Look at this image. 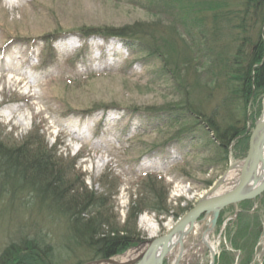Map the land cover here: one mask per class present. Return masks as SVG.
Returning a JSON list of instances; mask_svg holds the SVG:
<instances>
[{
	"label": "rangeland",
	"instance_id": "374dc122",
	"mask_svg": "<svg viewBox=\"0 0 264 264\" xmlns=\"http://www.w3.org/2000/svg\"><path fill=\"white\" fill-rule=\"evenodd\" d=\"M198 1L0 0V145L17 150L38 142L40 155L58 166L65 182L59 190L72 187L78 203L88 196L84 218L99 216L117 230L134 227L136 244L113 262L164 236L246 152L240 142L231 143L221 158L198 119L181 115L173 124L170 113L149 111L181 105L193 111L199 105L209 115L226 96L221 89L206 99L209 94L201 89L212 79L214 36L212 21L203 24L211 31L202 30L203 38L200 28L185 21ZM134 24L147 27L155 55L125 49L115 40L80 37L83 30ZM168 68L177 72L176 80L186 76L187 85L171 81ZM261 94L247 104L244 123L228 103L216 118L228 112L235 126L253 127V118L264 110ZM184 130L189 133L166 142ZM3 175L0 253L10 245L29 244L39 253L48 250L52 264L95 261L73 242L70 231L80 229L66 221L81 208L65 216L66 206L72 209L69 199L62 200V208L38 189L36 199L19 177L7 170ZM208 221L198 222L163 264H209L210 253L201 244ZM208 244L216 254L214 264H264V195L225 208Z\"/></svg>",
	"mask_w": 264,
	"mask_h": 264
},
{
	"label": "trees",
	"instance_id": "16d2710c",
	"mask_svg": "<svg viewBox=\"0 0 264 264\" xmlns=\"http://www.w3.org/2000/svg\"><path fill=\"white\" fill-rule=\"evenodd\" d=\"M190 8V13L187 14L185 21H190L194 29L195 27L201 29L199 34L201 38L211 31L214 36L212 38V57H210L212 79H209L201 89H203L204 94H209L206 99H210L211 96L213 98V92L221 91V89L226 92V96L216 104L209 115H206L199 105L193 111L182 105L179 108L149 111L151 113H170L173 124L178 123L177 119L181 118V115L194 121L198 119L212 134L221 158L231 143L240 142L239 148L245 147L247 151L250 132L240 124L241 122L244 123L247 104L264 92V0H241L237 3H232L229 0H200V2L191 4ZM208 21H212L211 31L203 30V24ZM81 35L84 37L95 35L105 39L116 38L129 50L138 47L141 51L147 52L149 56L155 55L156 45L144 24L99 31L83 30ZM199 67L197 66V69ZM203 70V67H200V71ZM174 72H176L174 68L167 70L171 81L178 83L180 80V84L187 85L185 84L187 77L185 76L183 81L181 79L176 80ZM193 90L194 86L192 92ZM210 90H212V95ZM204 94L201 93L200 95ZM184 98L187 105H192L193 101L190 97L185 96ZM227 103L237 109V113H241L240 124L237 126L226 118L228 112L221 119L216 118L217 113L223 110ZM191 130L192 128H190ZM185 133H189L188 130L175 134L166 142L179 139ZM42 150L38 142L32 141H28L17 150H6L0 145V172L2 176L4 177V170L9 171L10 176L19 177L20 181L18 182L26 191L33 192L35 195H38L37 189L45 191L49 200L53 199L60 207H62V200L69 199L71 201L69 206L72 209L66 206L65 216L67 213H73L70 211L81 208V212L75 214L71 220L67 219L66 221L70 225L75 224V227L80 229H75L77 234L70 231L73 242L82 252H88L94 259L115 257L128 249L130 245L136 244L137 234L134 232V227H129V224L121 230H117L112 229L110 224L99 216L94 219L89 218V216L84 218L82 216L84 213L86 214L84 210L91 205L88 204L90 202L88 196L85 195L83 201L78 203L75 196L76 190L72 187H69L67 191L65 188L63 192L60 191L59 187L64 186L65 182L60 178L58 166L46 162L45 158L40 155ZM31 155L32 157H30ZM147 184L149 185L150 182ZM37 198L40 199V195ZM131 210L133 209L131 208ZM37 252L34 246H29V244L10 245L1 251L0 264H52L50 260L52 255L48 250ZM40 257L47 261L44 262Z\"/></svg>",
	"mask_w": 264,
	"mask_h": 264
},
{
	"label": "water",
	"instance_id": "95a60500",
	"mask_svg": "<svg viewBox=\"0 0 264 264\" xmlns=\"http://www.w3.org/2000/svg\"><path fill=\"white\" fill-rule=\"evenodd\" d=\"M264 146V113L255 123L249 139L246 157L232 167L238 166L236 181L225 183L227 173L221 177L198 202L184 214L168 232L157 239L142 244L143 252L136 264H162L169 253V247L176 236L185 238L193 229L201 216H211L205 235L214 227L220 212L229 207L246 201H253L264 195V160L260 157ZM227 171L229 172L231 168ZM229 187L221 191L222 186ZM182 240V239H181ZM204 245L205 242H204ZM144 246V247H143ZM112 259L96 261L92 264H113ZM132 262L131 264H133Z\"/></svg>",
	"mask_w": 264,
	"mask_h": 264
},
{
	"label": "bare ground",
	"instance_id": "6f19581e",
	"mask_svg": "<svg viewBox=\"0 0 264 264\" xmlns=\"http://www.w3.org/2000/svg\"><path fill=\"white\" fill-rule=\"evenodd\" d=\"M260 157L264 160V146L261 148V151H260ZM238 166L237 167H232L231 170L229 172H227V176L225 178V183L226 184H230V182H235L236 179L238 178V175H239V172H238ZM181 239H184L180 236H176L171 244H170V247H169V256L171 255V251L173 250H176L178 248V246H180L183 242V240ZM204 240L208 243V240L206 239V237L204 238ZM210 246V245H209ZM211 247V246H210ZM140 251V249H139ZM139 251H128L126 252L122 258L118 261V262H115L114 264H131L132 261L141 253ZM213 253V251H212Z\"/></svg>",
	"mask_w": 264,
	"mask_h": 264
}]
</instances>
